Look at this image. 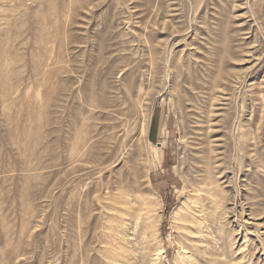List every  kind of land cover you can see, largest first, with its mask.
<instances>
[{
	"label": "rangeland",
	"instance_id": "rangeland-1",
	"mask_svg": "<svg viewBox=\"0 0 264 264\" xmlns=\"http://www.w3.org/2000/svg\"><path fill=\"white\" fill-rule=\"evenodd\" d=\"M0 264H264V0H0Z\"/></svg>",
	"mask_w": 264,
	"mask_h": 264
},
{
	"label": "water",
	"instance_id": "water-1",
	"mask_svg": "<svg viewBox=\"0 0 264 264\" xmlns=\"http://www.w3.org/2000/svg\"><path fill=\"white\" fill-rule=\"evenodd\" d=\"M158 146H160V143H157Z\"/></svg>",
	"mask_w": 264,
	"mask_h": 264
}]
</instances>
